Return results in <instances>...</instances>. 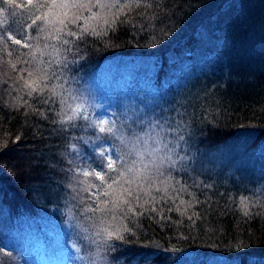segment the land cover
I'll list each match as a JSON object with an SVG mask.
<instances>
[{
  "label": "trees",
  "instance_id": "1",
  "mask_svg": "<svg viewBox=\"0 0 264 264\" xmlns=\"http://www.w3.org/2000/svg\"><path fill=\"white\" fill-rule=\"evenodd\" d=\"M14 2L24 4L25 0ZM138 2L140 7L122 13V22L108 35L89 34L77 41L86 57L77 65L80 87L106 64H155L158 76L164 77L165 68L176 61L197 62L195 79L179 87L183 88L180 98L159 106L174 107L171 114L179 113L192 126L188 154L194 163L187 172H173L174 180L168 186L160 185L167 192L157 195L172 197L178 204L179 199L189 201V193L194 194L201 203L189 212H198L201 219L189 227L186 216L165 211V216L183 223L160 222L155 214L125 220L107 202L108 197L90 195L89 184L99 182L75 177L70 164L72 145L79 146L80 138L90 139V129L61 125L55 115L60 110L57 105L44 103L56 81L41 84L43 94L29 98L24 84L27 70H13L25 64L15 58L9 61L0 49V264H27L10 241L20 239L28 229L42 231L49 221L67 231L47 247L52 254L72 252L71 248L79 246L80 253L93 255L99 264H191L194 259L206 262L208 258L231 263L234 257L240 258V264H264V178L259 171L250 177L247 171L234 169V156L228 160L216 152L231 142L245 141L248 149L264 142V0ZM61 11L56 9L57 15ZM63 11L68 12V27L76 32L77 25L103 29L104 19L111 18L105 9ZM92 11L104 19L91 18ZM12 12L0 13V21L6 20L15 33L29 17L25 9ZM77 14L79 20L73 22ZM153 35L165 42L153 43ZM34 43L39 45V56L46 41ZM47 43L58 45L55 39ZM54 56V47H50L35 61L36 67ZM157 89L162 91L160 83ZM204 184L211 187H198ZM185 187L186 192L181 190ZM121 189L122 185L116 188L112 199H123ZM241 199L246 201L247 217ZM123 226L130 231L123 232ZM117 229L123 240L103 242L107 231Z\"/></svg>",
  "mask_w": 264,
  "mask_h": 264
},
{
  "label": "snow or ice",
  "instance_id": "2",
  "mask_svg": "<svg viewBox=\"0 0 264 264\" xmlns=\"http://www.w3.org/2000/svg\"><path fill=\"white\" fill-rule=\"evenodd\" d=\"M137 7H140L138 0L128 2L112 0L111 3H104L102 0H96V3H92L91 0L87 3L83 0H25L24 4L15 3L14 0H3V4H0V13L14 14L13 9H25L29 19L23 24L22 30L15 33L6 20L0 21L3 25L0 27V49L9 61L15 58L25 64V68L13 66V70L18 72L27 70L28 79L24 80V84L29 89L27 92L29 98L33 94H43L41 84L56 81L52 86V95L45 99L44 103L57 105L60 110L56 111L55 115L59 117L58 122L61 125L67 124L72 129H90V139L80 138L79 146L72 145L70 161L71 167L75 169V177L82 175L99 182L95 185L89 184L90 195L108 197L107 202L117 207L125 220L155 214L160 222L180 225L183 220L176 221L164 215L165 211H175L181 217L186 216L191 222L188 226L194 227L201 219L198 212H189L195 204L201 203L194 194L189 193L192 197L189 201L179 199L178 204L172 197L165 199L163 195H157L167 192L168 188L162 190L160 185L168 186L169 181L174 180L173 172H187L189 164L194 163V158L188 154L190 141L194 135L192 126L179 113L175 117L171 114L176 111L174 107L171 110L161 107L159 111L153 110L150 114L143 115V109L135 108L132 111V106L125 109V114L114 112L109 116L107 111L90 113L89 101L94 100V93L91 88H81L80 78L77 76L79 71L77 65L86 59L77 41H83L89 34L108 35L109 30L114 29L118 22H122L120 21L122 13L126 15ZM56 9L62 10L59 15ZM64 9H81L85 12L105 9L111 12V18L104 19L92 11L91 18L104 19V28L100 29L97 25L96 28L86 29L77 25L79 32H76L68 27L70 21L67 19L68 12L63 11ZM78 20L79 14L72 18L73 22ZM41 39L46 43L38 56L39 45L34 41L38 42ZM52 39L58 41L57 46L47 43ZM157 40L165 42L162 37L153 35V43ZM15 46L23 50L25 55L17 52ZM50 47H54L55 56L42 60L37 68L35 61L45 56ZM91 106L95 107V104ZM128 111H132L131 116L126 114ZM80 121L84 123L81 124ZM112 173L116 175L113 176ZM121 185L120 195L123 199H112L116 188ZM198 187L211 186L204 184ZM181 190L186 192L188 189L185 187ZM169 201L171 204L165 209L163 205ZM95 203L99 206L100 202L96 200ZM240 205L247 217L249 212L246 201L241 199ZM122 230L127 233L130 228L123 226ZM112 239L123 240L124 237L118 229L107 231L103 242L107 243ZM191 264L221 262L215 258H208L206 262L194 259ZM231 264H240V258L234 257Z\"/></svg>",
  "mask_w": 264,
  "mask_h": 264
},
{
  "label": "rangeland",
  "instance_id": "3",
  "mask_svg": "<svg viewBox=\"0 0 264 264\" xmlns=\"http://www.w3.org/2000/svg\"><path fill=\"white\" fill-rule=\"evenodd\" d=\"M248 5V4H247ZM158 66L155 64H106L103 65L98 75L87 82L83 88H91L94 93V100L89 101V112L107 111L109 116L114 112L125 114V109L132 106L144 110L143 114H150L153 110L158 111L163 102H173L180 98L182 85L186 86L193 78V73L197 69V62L180 63L169 65L165 68L166 75L158 76ZM161 84L159 91L158 84ZM138 89V90H137ZM95 107H92V104ZM128 111V116L132 115ZM219 156H226V159L233 162L234 169L247 171L250 177L259 173L264 178V142L256 148L248 149L245 141L238 144L227 143L219 147L216 151ZM81 230L80 223L77 222ZM42 231L37 232L31 229L25 230L20 239H14L11 244L16 248L27 264H99L93 255L88 256L80 253L79 246L71 248L72 252H55L48 250L52 243L59 240L60 233L66 230L57 227L56 223L49 221L43 225ZM91 230V228H90ZM73 231L72 228L69 229ZM89 236L87 233L85 234ZM12 247V246H11ZM48 247V248H47ZM221 264H231L221 261Z\"/></svg>",
  "mask_w": 264,
  "mask_h": 264
}]
</instances>
